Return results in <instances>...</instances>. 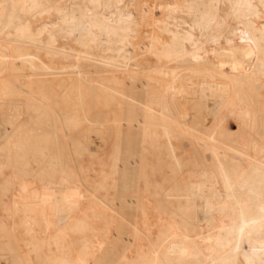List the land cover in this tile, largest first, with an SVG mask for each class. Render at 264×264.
Returning a JSON list of instances; mask_svg holds the SVG:
<instances>
[{
    "label": "bare ground",
    "instance_id": "1",
    "mask_svg": "<svg viewBox=\"0 0 264 264\" xmlns=\"http://www.w3.org/2000/svg\"><path fill=\"white\" fill-rule=\"evenodd\" d=\"M0 264H264V0H0Z\"/></svg>",
    "mask_w": 264,
    "mask_h": 264
}]
</instances>
